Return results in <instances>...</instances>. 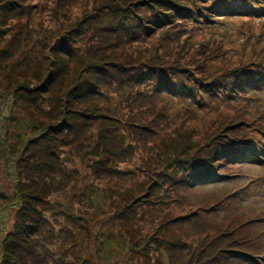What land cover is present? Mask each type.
Instances as JSON below:
<instances>
[{
    "label": "rangeland",
    "instance_id": "1",
    "mask_svg": "<svg viewBox=\"0 0 264 264\" xmlns=\"http://www.w3.org/2000/svg\"><path fill=\"white\" fill-rule=\"evenodd\" d=\"M14 1L0 0L1 246H3V238L11 235L10 232L13 231L19 217H24V219L20 217L23 222L27 219L29 207H35L38 215L46 220V231L43 236L47 238L46 243H49L48 248L46 246L48 252L45 254L47 264H102L103 247L98 244L95 237L102 231L105 239L113 238L118 242V247L114 246L112 249L115 257L111 259L110 264H155L157 255L145 248L147 243L152 242L156 237L165 243L163 240L172 236L167 232L161 237L163 233L161 231L156 234L158 227L172 217L204 208L210 210L208 219L218 223L222 220L218 224L219 227L227 221L230 229L235 231L238 230L237 223L243 221V215L248 218L262 213L263 215L258 217H264V153L256 151L248 153L244 162L235 163L232 168H227L224 179L208 182L187 195V192L180 191L175 183H171L170 179L160 176L162 173L158 163L165 156L168 162L173 163L184 151L186 154L183 157H192L199 148L213 149L216 140L231 136L238 137L239 134L250 139L254 145H264L260 143L261 136H259L260 132L264 134V85L253 90L249 88L250 92L239 98L235 95L227 108L216 105L219 110L215 112L206 106L203 107V112H200L202 109H198L197 114H191L184 109L185 106L181 104L183 100L179 97L170 99L177 102L176 106H172V102L167 103L168 99H161L156 104L155 111L166 118L169 130L166 128L165 135L162 134L161 129L155 128V133L149 137L151 139L149 141L153 142L151 147H145L138 142L139 136L144 139L145 136L141 135L136 127V131H133V128L120 121V128L112 130L111 133L123 131L124 142L132 148V152L116 153L112 175L97 174L95 171V167L100 163V156H96L94 148L98 140L92 134L89 136L92 139L86 141L87 135L82 137L81 133H76L72 137L76 139L74 143L67 142L66 147L53 152L51 156L39 150L36 156V153L22 150L23 137L18 136V121L21 118L25 119L31 124L32 131H42L59 119L58 107L63 106L64 103L61 101L60 92H53L54 97L42 99L38 106L36 105L37 108L27 102L29 100L26 95L13 102V98H10L13 96L11 87H18L26 79L30 80L39 73L38 69L35 72L32 67L29 68L28 65L33 62L27 61L29 64L25 66H22L21 62L28 58L34 59L39 49L47 52L43 53V56H50V50L61 43L64 37H68L66 34L71 29L75 30L79 22L85 23V18L95 13L97 2L100 3L101 0L88 5L80 0ZM258 1L264 2V0ZM3 2L5 6L14 5L17 8V10L10 9L13 10V15L6 16L7 12L2 10ZM235 2L240 5V0ZM245 14H248L246 9L237 8L216 16V20L219 21L210 24L213 28L211 33L220 42V54L227 67L243 68L250 61L260 62L264 57L262 56L264 9L256 8L249 12V16ZM202 32L196 31L195 34L200 35ZM187 34L185 32L173 41L172 51L167 54L173 57L185 55L188 53L186 50H190L192 46L196 52L201 37L196 35L185 49L184 41L187 39ZM92 35L91 33L82 38L79 43L80 48L83 47L80 54H84V48L87 41L92 39ZM207 36L208 33L205 37ZM46 39L51 43L49 48ZM70 48L72 52L73 46ZM102 56L107 61L115 59V53L108 50L102 53ZM79 59L82 60L80 56ZM199 59L197 57V60ZM72 76V72L69 71L66 75L67 81H64L66 83L58 82V86L62 87V90H70L69 83L72 82ZM6 91L9 95H5ZM190 100L194 102V99L190 98ZM236 118L243 123L238 124ZM76 120L78 121L79 118ZM228 123L233 127L227 128ZM58 124L60 125L59 120ZM235 129L238 131L233 133ZM34 134L28 132V136L24 139L28 141V138H33ZM162 135L166 138L161 139ZM168 136L170 139H167ZM112 137L113 135H110L107 141L117 148L116 136ZM70 144L73 146H69ZM155 153L158 155L153 159ZM50 157L53 160L59 159L62 168L60 180L50 171L52 170ZM37 172H41L45 178L36 179ZM176 177L171 178L175 181ZM91 181H94V184H90ZM153 182L156 188L150 186ZM88 187H98V193L95 194L101 199L100 203H91L85 198V191H91ZM223 190L233 195L236 202L231 199L225 202ZM150 192L159 193L162 198L158 212L151 210ZM131 196H135V199L131 200ZM36 199L39 200L38 204L34 203ZM137 199H141L142 202L137 206L138 214L133 217L129 210ZM50 204H53L52 212ZM49 223L54 226L50 233L47 231ZM80 226L90 227L78 231L77 228ZM88 231L92 233L90 239ZM133 237L135 239L142 237L143 241L138 240L139 244H135ZM254 249L259 252L257 255L263 254L261 252L263 245H257ZM50 252L55 254L54 259L50 258Z\"/></svg>",
    "mask_w": 264,
    "mask_h": 264
},
{
    "label": "trees",
    "instance_id": "2",
    "mask_svg": "<svg viewBox=\"0 0 264 264\" xmlns=\"http://www.w3.org/2000/svg\"><path fill=\"white\" fill-rule=\"evenodd\" d=\"M95 1L80 0L85 5ZM3 4L4 2L1 5ZM237 8H244L249 14L256 8L264 9V2L240 0V5H237L235 0L97 2L95 13L88 15L85 23L79 22L75 30L71 29L66 34L68 37H64L61 43L50 50V56H43V53L47 52L39 49L34 59L28 58L21 62L22 66L29 64L27 61L33 62L28 65L29 68L32 67L35 72L38 69L39 73L30 80L25 78L26 80L18 87H11L13 96L10 98H13V102L26 95L29 100L27 102L37 108L36 105L38 106L42 99L54 97L53 92H60L61 101L64 103L58 107L59 119L42 131H32L31 124L25 119L21 118L18 121V136L23 137L22 150L36 153L35 156L39 150L51 156L53 152L66 147L67 142L74 143L76 139L72 137L76 133H81L82 137L87 135L86 141L92 139L89 137L92 134L98 140L94 148L96 156H100V163L95 167V171L97 174L112 175L116 153L132 152V148L124 142L123 131L111 133L112 130L120 128V121L133 128V131H136V127L137 131L145 136V139L139 136L138 142L145 147H151L153 142L149 141L151 140L149 137L156 129H161L165 135L166 128L169 130L166 118L155 111L156 104L161 99H168L167 103L172 102V106H176L177 102L170 99L179 97L183 100L181 104L185 106L184 109L191 114H197L198 109H202L200 112H203V107L206 106L215 112L219 110L216 105L227 108L235 95L239 98L249 93V88L253 90L264 85V57L260 62L250 61L243 68L227 67L220 54V42L211 33L213 28L210 24L219 21L216 20V16ZM10 9L17 10L14 5H3L2 10L7 12L6 16L13 15V10ZM200 30L203 31L200 35L195 34ZM185 32L188 33L184 41L185 49L196 35L201 37L197 53L192 46L190 50H186L188 53L184 52L185 55L177 57L169 55L172 51L171 43ZM91 33L92 39L87 41L84 54H80L83 47L80 48L79 43L85 35ZM207 33L208 36L205 37ZM50 44L46 39L48 48ZM180 48L182 50V47ZM106 50L115 53V59L110 61L103 59L102 53ZM197 57L200 59L197 60ZM69 71L73 75L72 82L69 83L70 90H62L58 82L66 83L64 81H67L66 75ZM5 95H9V92L6 91ZM190 98L194 99V102ZM119 105L121 107H118ZM237 123L242 124L243 121L237 119ZM229 127L233 125L229 126L228 123L227 128ZM237 131L235 129L233 133ZM28 132L35 134L27 141L24 138L28 136ZM110 135H113L112 138L116 136L117 148L107 141ZM165 135H162L161 139L166 138ZM259 136L260 143L264 144V134L260 132ZM167 139H170L169 136ZM254 151L263 154L264 145H254L242 134L238 137L218 139L213 149L199 148L192 157H183L186 154L184 151L180 153L181 157L172 163L168 162L165 156L158 162L162 173L160 176L170 179L171 183H175L180 191L187 192V195L208 182L221 181L226 176L227 168H232L235 163L244 162L246 155ZM157 155L158 153L153 154V159ZM49 161L52 162L50 171L60 180L62 168L59 159L53 160L50 157ZM37 173L36 179L45 178L41 172ZM171 177H176L175 181ZM93 182L90 184H94ZM154 185L155 182L150 186L156 188ZM88 189L91 191H85V198L91 203H100L101 199L95 194L98 193V187ZM226 192L225 190L222 192L226 197L225 202L231 199L235 203L233 195ZM149 196L152 201L151 210L158 212L162 204L160 194L150 192ZM133 199L135 196H131V200ZM140 200L137 199L129 210L133 217L138 214L137 206L142 202ZM48 202L50 203V200ZM34 203L38 204L39 200H34ZM52 205H49L51 212ZM208 212L210 210L201 208L199 211L172 217L166 220L165 224H161L156 234L161 231L163 232L161 237L167 232L172 236L167 240L162 239L165 243L159 241V237L147 243L145 249L157 255L155 264H264V217H258L263 215L262 213L248 218L243 215V221L237 223L238 230L235 231L230 229V224L224 220L222 227H219L218 224L222 220L219 223L211 221L207 218L210 217ZM26 216L24 222L21 219L24 217L20 216L13 231L10 232L11 235L3 238V246L0 245V260L3 259L0 261L1 264H26L28 261L30 264H47L45 254L48 252L49 243H46L47 238L43 236L46 231V220L38 215L35 207H29ZM89 227L80 226L77 229L79 231ZM52 229L54 226L49 223L47 231L50 233ZM88 232L90 239L92 233ZM95 237L98 244L103 247L101 263L110 264L111 259L115 257L112 249L114 246L118 247V242L113 238L105 239L103 231ZM138 240L143 241V238L135 239L134 243L139 244ZM257 245H263L261 251L263 254L257 255L259 252L254 249ZM120 247L122 248V245ZM54 255L49 253L51 259L55 258Z\"/></svg>",
    "mask_w": 264,
    "mask_h": 264
},
{
    "label": "water",
    "instance_id": "3",
    "mask_svg": "<svg viewBox=\"0 0 264 264\" xmlns=\"http://www.w3.org/2000/svg\"><path fill=\"white\" fill-rule=\"evenodd\" d=\"M2 197V196H1ZM3 199H6L5 197H3Z\"/></svg>",
    "mask_w": 264,
    "mask_h": 264
}]
</instances>
